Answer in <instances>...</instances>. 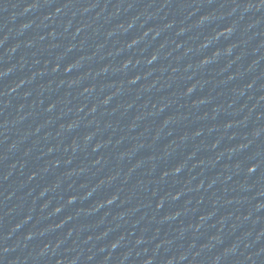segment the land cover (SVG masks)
Here are the masks:
<instances>
[{"label": "water", "instance_id": "1", "mask_svg": "<svg viewBox=\"0 0 264 264\" xmlns=\"http://www.w3.org/2000/svg\"><path fill=\"white\" fill-rule=\"evenodd\" d=\"M244 167L256 264H264V0H210Z\"/></svg>", "mask_w": 264, "mask_h": 264}]
</instances>
